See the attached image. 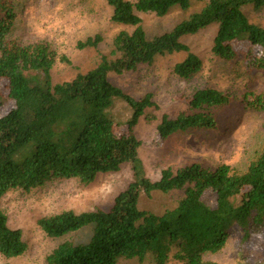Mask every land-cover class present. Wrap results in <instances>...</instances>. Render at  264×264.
Returning a JSON list of instances; mask_svg holds the SVG:
<instances>
[{
    "label": "trees",
    "instance_id": "1",
    "mask_svg": "<svg viewBox=\"0 0 264 264\" xmlns=\"http://www.w3.org/2000/svg\"><path fill=\"white\" fill-rule=\"evenodd\" d=\"M206 1L198 11L172 30L149 37L142 13L167 14L173 7H190L192 0H107L113 7L112 20L133 26L121 30L113 41L112 55H101L98 65L73 79L53 82L52 69L60 60L70 63L47 43L22 44L11 37L16 21L14 0H0V79L9 81L13 107L0 115V252L10 258L28 248L20 228L9 225L1 208L2 196L10 190L31 191L52 178H78L93 182L99 173L118 171L130 164L134 179L114 199L109 210L97 208L76 212L64 210L43 216L39 224L50 237H62L93 225L87 243L64 241L48 256L46 264H117L119 258L147 257L154 264L170 259L185 264H214L209 253L221 251L232 228L240 226L244 238L264 228V148L245 171L229 164L208 169L191 163L177 169L167 167L152 180L139 155L141 140L135 126L147 108L155 106L150 93L135 98L110 79V73L132 71L152 64L157 57L187 52L175 72L184 78L198 72L202 60L182 37L212 23L218 24L213 53L224 60H243L248 73L264 72V27L250 21L245 7L259 8L264 0ZM100 35L78 43L79 48L97 47ZM236 42L246 47L236 48ZM116 100L127 102L132 114L127 131L118 134L116 121L106 113ZM235 97L212 87L198 89L189 100L190 112L176 118L167 114L159 125L161 137L192 128L217 126L216 108L233 103ZM245 107L264 113V91H247ZM185 189L174 208L159 214L139 206L142 194L169 193ZM212 190L216 205L204 194Z\"/></svg>",
    "mask_w": 264,
    "mask_h": 264
},
{
    "label": "rangeland",
    "instance_id": "2",
    "mask_svg": "<svg viewBox=\"0 0 264 264\" xmlns=\"http://www.w3.org/2000/svg\"><path fill=\"white\" fill-rule=\"evenodd\" d=\"M135 1V0H133ZM16 21L11 37L22 44L43 42L60 55H67L71 62L58 60L52 69L53 82L73 79L96 67L101 55L110 57L113 41L121 30L132 31L133 26L112 20L113 7L107 0H14ZM206 1L192 0L189 8L173 7L167 14L142 13L143 27L153 37L172 30L191 13L200 10ZM251 22L264 27V5L245 7ZM218 24L212 23L197 33L182 37L190 50L202 60L201 69L184 78L175 72L177 63L183 61L187 52L161 55L152 64H141L137 69L121 74L110 73L109 79L126 93L141 98L150 93L155 106L146 109L135 126L141 140L139 155L146 174L157 180L167 167H179L198 163L208 169L229 164L238 171H245L250 162L264 148V113L245 107L241 101L247 91H264V72L250 74L243 60H224L213 51V40ZM100 35L97 47L79 48L78 43ZM236 48L246 47L236 42ZM212 87L231 93L232 104L213 110L217 126L213 129L192 128L177 132L168 138L161 137L159 125L167 114L176 118L189 113V100L201 88ZM9 81L0 79V115L6 114L14 105L9 96ZM132 108L123 100H116L106 113L116 121V131H127L125 121ZM131 165L124 164L118 171L99 173L91 183L78 178H52L31 191L13 189L1 198V208L8 216L9 225L20 228L28 248L20 256L6 257L0 252V264H46L47 256L62 242L87 243L94 226L89 225L62 237H50L41 228L39 219L64 210L76 212L97 208L109 210L115 197L133 181ZM185 195V189L169 193L154 191L150 196L142 194L139 206L156 213L174 208ZM211 206L216 205L212 190L204 194ZM206 260L214 264H264V228L254 232L248 239L240 226L235 225L227 245L217 253H209ZM117 264H154L147 257L119 258ZM167 264H185V261L170 259Z\"/></svg>",
    "mask_w": 264,
    "mask_h": 264
}]
</instances>
